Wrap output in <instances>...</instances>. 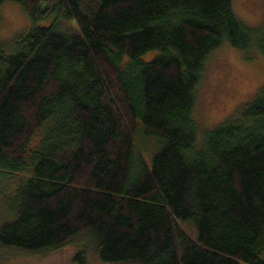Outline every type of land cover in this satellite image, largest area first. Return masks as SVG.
I'll use <instances>...</instances> for the list:
<instances>
[{
    "label": "trees",
    "instance_id": "trees-1",
    "mask_svg": "<svg viewBox=\"0 0 264 264\" xmlns=\"http://www.w3.org/2000/svg\"><path fill=\"white\" fill-rule=\"evenodd\" d=\"M11 1L31 25L0 42V252L80 237L100 264H264V85L210 130L192 116L209 54L264 57V26L231 0Z\"/></svg>",
    "mask_w": 264,
    "mask_h": 264
},
{
    "label": "rangeland",
    "instance_id": "rangeland-1",
    "mask_svg": "<svg viewBox=\"0 0 264 264\" xmlns=\"http://www.w3.org/2000/svg\"><path fill=\"white\" fill-rule=\"evenodd\" d=\"M231 9L244 24L264 26V0H231ZM54 20V15H50L36 22L35 26H48ZM67 23L74 25L73 20L60 21L62 26H67ZM30 25L20 2L4 0L0 3L1 43L11 44L15 38L25 34ZM247 53L224 43L209 54L202 80L195 91L192 110L193 119L201 129L210 130L224 121L239 106L250 102L264 85V57L254 51L251 52L253 57L248 59ZM156 54L157 51H150L140 59L149 61ZM155 147L156 142L152 138L137 132L135 151L148 163ZM12 185L9 179L0 178V223L11 218L6 203L11 199ZM85 246L86 242L79 237L60 249L44 253L0 252V264H100L89 251L81 260L76 257L77 250Z\"/></svg>",
    "mask_w": 264,
    "mask_h": 264
}]
</instances>
